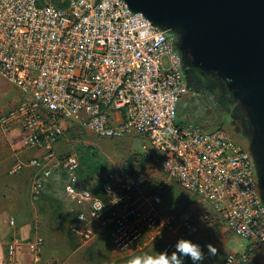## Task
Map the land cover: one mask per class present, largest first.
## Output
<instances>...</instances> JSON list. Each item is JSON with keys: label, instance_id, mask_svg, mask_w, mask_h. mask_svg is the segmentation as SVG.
Returning a JSON list of instances; mask_svg holds the SVG:
<instances>
[{"label": "built area", "instance_id": "built-area-1", "mask_svg": "<svg viewBox=\"0 0 264 264\" xmlns=\"http://www.w3.org/2000/svg\"><path fill=\"white\" fill-rule=\"evenodd\" d=\"M175 41L125 0H0V77L22 97L0 113V132L18 128L21 148L41 153L10 174L38 169L32 185L37 198L52 171L62 170L67 194L86 202L70 230L82 244L108 232L117 253L147 250L161 238L163 251L178 238H192L199 227L143 208L142 199L157 206L160 197H137L138 187L122 171L104 177V199L77 194V157L55 153L62 123L102 140L143 138L168 178L205 202L233 236L264 244V204L248 150L223 127L177 123L187 88ZM21 246L15 237L8 243L6 264H19ZM25 247L31 264H42L43 238L35 235ZM229 262L258 264L236 253L220 264Z\"/></svg>", "mask_w": 264, "mask_h": 264}, {"label": "rangeland", "instance_id": "rangeland-1", "mask_svg": "<svg viewBox=\"0 0 264 264\" xmlns=\"http://www.w3.org/2000/svg\"><path fill=\"white\" fill-rule=\"evenodd\" d=\"M14 91L16 92L0 77V111L16 106L17 99L8 101ZM190 97H193L194 103V95ZM196 98L199 106L198 116L204 120L212 107L208 104L206 96H196ZM211 120L215 121V119ZM62 126L65 132L55 146V153L59 157L74 154L79 160L77 184H75L77 194L88 193L91 197H97L105 175L122 171L138 187L137 197L141 196L145 199L153 195L160 197L161 203L157 206L149 205L142 199L139 204L143 205V208L152 209L160 217H170L175 221L189 219L197 224L198 233L190 239L202 247L212 244L217 249L216 253L212 254L204 247L203 264H220L228 254L248 253V247L252 242L233 236L226 228L224 221L214 215L205 202L182 191L170 180L160 169L158 155L149 149L144 140L141 138L102 140L79 126L70 123H62ZM14 129H17L19 133L12 132L11 136H5L0 132V200L6 194L11 206L17 210L19 208L22 216L32 218L36 215L40 224L33 227V233L42 235L41 233L47 230L53 239H58L57 236H59L60 240H71L69 233L70 227L74 224L73 217L77 212L86 210V202L80 197L67 194L68 179L60 169L56 168L52 171L42 195L37 198L32 196V185L40 174L38 169L24 168L16 174H10L14 165L19 162L27 163L28 160L41 154L38 151L21 148L19 144L21 132L18 128ZM65 212L68 213V224L64 222V227L60 226V230L44 228L49 225L52 218H63ZM15 221L14 218V226H10L13 229H15ZM168 233L163 236L167 240H169ZM105 235L99 236L98 240L89 245L77 242V248H80L83 253L99 252L105 256L104 260L93 258L89 261L84 260V263L128 264L130 257L120 259L119 256L124 255L118 254L113 249L110 239H107ZM162 239L143 252H147V255H155L156 251H161ZM185 264H190V261H185Z\"/></svg>", "mask_w": 264, "mask_h": 264}, {"label": "water", "instance_id": "water-1", "mask_svg": "<svg viewBox=\"0 0 264 264\" xmlns=\"http://www.w3.org/2000/svg\"><path fill=\"white\" fill-rule=\"evenodd\" d=\"M125 2L133 13L175 37L182 69L190 67L221 82L238 103L248 119V152L264 204V0Z\"/></svg>", "mask_w": 264, "mask_h": 264}, {"label": "crops", "instance_id": "crops-1", "mask_svg": "<svg viewBox=\"0 0 264 264\" xmlns=\"http://www.w3.org/2000/svg\"><path fill=\"white\" fill-rule=\"evenodd\" d=\"M10 85V84H9ZM11 86V85H10ZM13 87V86H12ZM14 88V87H13ZM15 89V88H14ZM16 90V89H15ZM193 97L185 96L181 99L178 109H177V123L181 125H191L195 127H199L202 129H205L197 124L198 121L202 120L201 117L198 115V109L199 106L196 103H193ZM18 100V103L16 106L20 103L22 100V97L20 93L16 90L12 94L11 98L8 101H15ZM13 104V103H12ZM13 108H9L5 111H0V113L8 112ZM224 126V129L229 134L228 128ZM12 132H18L17 129L11 130L8 135L4 134L5 136H11ZM19 133V132H18ZM144 140L143 138H141ZM232 139L244 150H248V141H244L241 138L232 137ZM145 141V140H144ZM145 144L147 145L146 141ZM148 146V145H147ZM150 149V148H149ZM151 150V149H150ZM127 175V174H126ZM128 177V176H127ZM99 198V197H98ZM87 209V206H86ZM16 208H13L10 204L8 196L5 194V196L0 200V264H6V247L8 243L15 237L17 238L21 243L22 246L19 247L17 261L19 264H31L30 257L28 255L27 249L25 247V243L33 239L35 235H39L37 233H33V227H36V225L40 224V220L38 221L36 218V215H33L32 218L22 216L21 212ZM18 212V213H17ZM80 212H77L75 216L73 217L74 224L70 227V230L73 226L77 225V215ZM15 221V229L11 228L9 225V222L11 219ZM68 213H64L63 218L57 219L52 218L51 221H49V225H46L44 228H56L60 230V226L64 227V222H67ZM28 218V219H27ZM38 222H36V221ZM60 224V225H59ZM66 224V225H67ZM42 228L41 226H39ZM42 235H39L44 240V247L42 252V264H88L84 263L85 261H89L94 259H105V256L103 253L94 252V253H83L80 248H77V242L82 244L78 239L73 237L71 235V232L69 233L71 236V240H60L59 236H57L58 239H53V237L50 235L49 231L44 230V232L41 233ZM106 234L105 237L108 239V232L104 233ZM99 237H97L94 241L98 240ZM92 242L88 244L83 245H89ZM149 249V248H148ZM61 250V251H60ZM146 251V250H145ZM122 255L121 253H118ZM147 252L143 251H137V250H131L126 253H124V256H119V258H129L132 259L136 256H143L146 255ZM239 255V253H236ZM247 255V257L258 263V264H264V244H255L252 243L248 247V253H242V255ZM82 261V262H81Z\"/></svg>", "mask_w": 264, "mask_h": 264}, {"label": "flooded vegetation", "instance_id": "flooded-vegetation-1", "mask_svg": "<svg viewBox=\"0 0 264 264\" xmlns=\"http://www.w3.org/2000/svg\"><path fill=\"white\" fill-rule=\"evenodd\" d=\"M182 70L186 79L187 92L185 96L194 95L196 104H198L196 96H206L208 104L212 107L208 117L198 121L197 124L205 129L226 126L231 138L237 137L248 141L245 134V130L249 126L248 119L238 103L230 98L225 86L209 76L200 74L193 68L184 67ZM211 119H215V121L213 122Z\"/></svg>", "mask_w": 264, "mask_h": 264}, {"label": "clouds", "instance_id": "clouds-1", "mask_svg": "<svg viewBox=\"0 0 264 264\" xmlns=\"http://www.w3.org/2000/svg\"><path fill=\"white\" fill-rule=\"evenodd\" d=\"M207 252L215 254L217 249L212 244H207ZM204 247L193 242L192 239L178 238L171 249L156 251L155 255L136 256L128 264H203L205 258ZM230 264V262H229Z\"/></svg>", "mask_w": 264, "mask_h": 264}, {"label": "trees", "instance_id": "trees-1", "mask_svg": "<svg viewBox=\"0 0 264 264\" xmlns=\"http://www.w3.org/2000/svg\"><path fill=\"white\" fill-rule=\"evenodd\" d=\"M78 162H79V160H78ZM79 170V169H78ZM106 176V175H105ZM104 185H105V182H104V178L102 179V187H101V191H100V194L97 196V197H99V198H102V199H104V194H103V188H104ZM42 195V194H41ZM40 195V196H41Z\"/></svg>", "mask_w": 264, "mask_h": 264}]
</instances>
